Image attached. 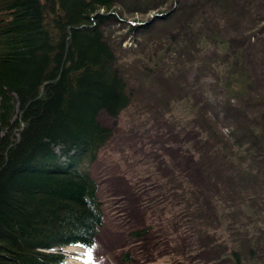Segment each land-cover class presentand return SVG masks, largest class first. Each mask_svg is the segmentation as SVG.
<instances>
[{
    "label": "trees",
    "instance_id": "obj_1",
    "mask_svg": "<svg viewBox=\"0 0 264 264\" xmlns=\"http://www.w3.org/2000/svg\"><path fill=\"white\" fill-rule=\"evenodd\" d=\"M253 1L251 7L257 10ZM118 2L0 0V264H58L64 255L53 251L57 247L70 243L94 247L106 212L91 166L114 134L101 115L117 119L132 102L131 88L103 31L106 20L115 18L111 11ZM187 24L191 26L190 21ZM228 36L227 48L233 42ZM253 47L241 48L248 52V63L234 68L230 64L224 83L232 88L230 96L240 94L241 99L232 116L233 147L238 152H225L227 160L220 164L229 162L238 171H243L242 152L264 154V52ZM159 50L152 48L146 63L156 61V52L161 59L165 53ZM233 54L237 63L238 55ZM252 67L260 68L257 76L249 75ZM181 87L194 98L184 82ZM254 99L260 100L255 107ZM203 109L200 118L213 124L207 106ZM256 163L252 156L250 167ZM221 169L227 172L224 165ZM173 187L169 193L179 198L181 209L191 210L196 189L181 194ZM254 222L252 227H258ZM129 228L128 235L136 240L119 253L120 264H139L140 252L141 264L164 261L157 249L171 234L166 235L167 229L150 222ZM215 235L214 256L205 264L264 260V240L244 235L242 248Z\"/></svg>",
    "mask_w": 264,
    "mask_h": 264
},
{
    "label": "rangeland",
    "instance_id": "obj_2",
    "mask_svg": "<svg viewBox=\"0 0 264 264\" xmlns=\"http://www.w3.org/2000/svg\"><path fill=\"white\" fill-rule=\"evenodd\" d=\"M197 1L200 6L192 7ZM252 1L120 0L115 18L106 20L103 31L132 102L117 119L101 115L114 134L91 166L106 212L94 249L97 264H120L119 253L136 240L128 235L129 227L149 222L172 234L158 244L164 261L157 264L211 263L215 234L242 248L245 236L264 240L263 152H242L243 171L226 162L223 172L220 164L227 160L225 152H238L232 116L241 95L230 96L232 88L224 84L229 65L248 63V52L241 49L247 45L264 52V0L253 1L257 10ZM227 36L233 38L228 48ZM152 48L165 54L160 59L156 52V61L149 64L145 56ZM257 73L260 68L252 67L249 75ZM183 82L194 98L181 87ZM259 102L254 99L251 105ZM204 106L213 124L200 118ZM252 156L257 163L250 167ZM169 187L181 194L196 189L195 206L183 211ZM254 220L258 227H252ZM136 255L141 264V252ZM91 263L86 256L67 261Z\"/></svg>",
    "mask_w": 264,
    "mask_h": 264
},
{
    "label": "bare ground",
    "instance_id": "obj_3",
    "mask_svg": "<svg viewBox=\"0 0 264 264\" xmlns=\"http://www.w3.org/2000/svg\"><path fill=\"white\" fill-rule=\"evenodd\" d=\"M101 12H102V11H101ZM111 13L115 14V12H114V11H111Z\"/></svg>",
    "mask_w": 264,
    "mask_h": 264
}]
</instances>
